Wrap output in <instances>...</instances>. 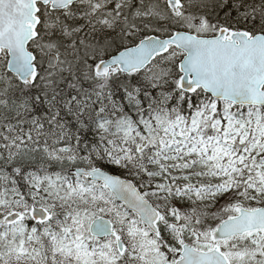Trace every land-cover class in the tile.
Listing matches in <instances>:
<instances>
[{"label":"snow or ice","instance_id":"obj_1","mask_svg":"<svg viewBox=\"0 0 264 264\" xmlns=\"http://www.w3.org/2000/svg\"><path fill=\"white\" fill-rule=\"evenodd\" d=\"M0 264H264V0H0Z\"/></svg>","mask_w":264,"mask_h":264}]
</instances>
